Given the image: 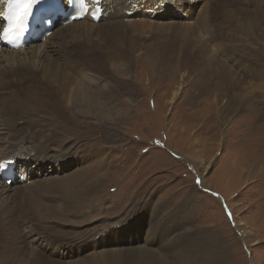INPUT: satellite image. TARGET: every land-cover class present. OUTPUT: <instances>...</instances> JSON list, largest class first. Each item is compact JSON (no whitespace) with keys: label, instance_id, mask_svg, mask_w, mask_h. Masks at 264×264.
I'll return each instance as SVG.
<instances>
[{"label":"rangeland","instance_id":"1","mask_svg":"<svg viewBox=\"0 0 264 264\" xmlns=\"http://www.w3.org/2000/svg\"><path fill=\"white\" fill-rule=\"evenodd\" d=\"M187 2L193 12V16L189 17L191 22L188 15L179 21L165 17L168 22L155 19L161 13L153 14L154 18L151 16V21L159 27L184 28L182 36L177 35L174 29L145 34L141 32L139 23L147 19H141L140 13H136L139 20L130 19L132 15L128 20L124 19V22L132 21L137 25L134 58L126 49L123 52L125 55L117 61L109 59L107 66L102 67L104 70L95 65L100 56L99 50L86 56L80 53L78 60L71 58V62L79 61L85 65V73L91 83L83 84L85 89L82 91L85 93L70 96L67 111H57L56 106H51L53 97L37 94L31 101L30 105L49 111L54 120L58 116L59 120L66 121L69 132L59 134L66 144L78 142L106 149L108 154L103 159H94L89 174L103 176L101 182L108 184L105 190L110 203L93 209L84 220L75 221L70 217L72 221L68 220L69 223L75 225L72 231L71 225L41 220L36 213L37 204L31 197H15L10 200L9 206L26 221L21 229L24 226L28 229L1 234L0 246L10 251L23 238L32 242L43 235L47 238L43 244L45 247L62 253L59 244L70 238L74 244L82 241L86 252L75 256L70 252L63 263L81 261L101 249L89 242L94 237L90 236L91 233H98V237L115 228L110 219L115 216L127 219L133 214L141 218L140 221L145 219L142 223L145 227V247L160 250L170 242L174 233L183 228L181 221L182 218L186 220V216H175L176 208L190 200L191 204L182 208L192 211L195 226L208 232L202 235L208 237L212 234L220 240V256L222 248L225 250L226 247L225 264H264V24L253 25L252 19L254 12L260 13L264 9V0ZM247 6L250 8L247 9ZM251 9L254 11L249 18L246 11ZM240 22H245L244 30L236 27ZM188 26L193 27L197 34L188 32ZM250 28L253 31L249 34L247 31ZM59 30L56 29L54 34ZM242 31L245 36H242ZM200 40L208 48L205 52L200 49ZM56 43L54 37L43 48ZM239 43L242 48L238 47ZM60 56H56L57 62H60ZM151 56L155 63L150 66L148 59ZM229 56L235 58L238 66L231 63ZM87 60L90 62L84 63ZM252 65L256 68L248 71L246 68ZM209 67L214 68L210 78L207 76ZM61 68L64 69L63 62ZM75 78L82 82L81 78ZM225 80L247 86L249 92L242 102L229 105V110L221 108L224 99L217 94L227 91L224 89L227 87ZM97 107L100 113L95 111ZM20 120H24L23 117L19 118L18 125ZM39 126L30 125L26 131L34 133L36 128L40 131ZM255 157L261 165L254 164ZM201 165L207 166V169L203 171ZM227 167L231 168L229 174ZM259 167L263 168L261 175L257 172ZM34 182L29 186L30 181L11 185L1 181L9 188L18 186L29 190L36 187ZM51 199L52 196H45L40 200L49 205L55 204ZM90 203L93 204L90 201L81 209L89 211ZM166 203L170 204L168 210H176L160 214L161 206ZM98 224L101 227H97ZM248 230L250 234H245ZM139 233L141 231L137 232V237ZM163 235H169V238L162 239ZM87 236L91 238L87 239ZM196 238H199L198 241L202 239L199 236ZM128 243L126 241L120 249L127 247ZM177 247L172 243L165 250L174 251Z\"/></svg>","mask_w":264,"mask_h":264},{"label":"bare ground","instance_id":"2","mask_svg":"<svg viewBox=\"0 0 264 264\" xmlns=\"http://www.w3.org/2000/svg\"><path fill=\"white\" fill-rule=\"evenodd\" d=\"M86 1L89 3L88 6L90 7V11H93L96 7L99 8L98 12L100 19L97 24L92 21L90 23L88 20L89 17H86L84 21L75 20L64 27L61 26L57 28L59 25H55V27L60 30L54 34L56 30L54 27L52 34L48 36L42 44L31 45L29 47L30 49L0 50V163L15 159L16 163L19 164L16 166L15 175L20 177L21 181H23L24 177L28 179L25 170L28 174L34 171H36L34 174H37L40 173L41 170L38 168L35 169V166H39V164L43 166V177L37 178L36 176L31 179V182L28 184L30 186V184H33L32 182L34 180V186H36L34 190L19 188L18 186L9 188L0 181V235L4 233L12 234L14 231L21 230L24 232V230L28 229L26 226L21 229V227H23L22 224H27L26 221L24 222V219L18 217L9 206L10 200L15 197H31L37 204V216L43 221H54L57 224L75 226L69 223L72 221L70 217H73L75 212L83 211L84 209L81 208L87 206V203L90 201L95 203L104 200V197L107 195L106 190L108 184L101 182L103 176L98 173L95 175L89 174L91 171L90 165L94 159H103L105 155L108 154L106 149L104 150L100 145L93 148L91 146H86L87 144L82 145L78 142L66 144V142H64L65 140H62L59 134L64 135L63 133L66 134L67 131L69 132L68 124L66 121L59 120L58 116L56 120H54L53 115L49 111H43L38 109L39 107L36 108L34 105H30L31 101H34L35 96L38 94L41 97H53L54 101L50 99L51 106H56L57 111H67L68 102L71 99L70 96L75 93H85L86 91H82L85 89L83 84L91 83L88 82L89 79L85 73V65L81 64L79 61L77 62L78 64L71 62V58L78 60L80 58V53L86 56L89 53L99 50L100 56L96 59L95 65H97L100 70H104L102 67H106L107 63L111 60L117 61L116 59H120V56L124 54L123 52L126 49L131 51L133 58L135 57L133 45L136 37L135 30L137 29V25L132 21L124 22V19L128 20L130 15L135 14L136 16V13H140L141 19L142 17H146L147 20L144 21L142 19L141 21L143 22L139 23L141 32L145 34H151L153 31L162 29H174L177 35L182 36L184 28L179 26L172 27L169 25L159 27L151 21V16L153 17V14H157V12L161 14L174 13L175 16L180 17L190 14L189 9L183 6V1L177 0ZM64 8L66 7L64 6ZM248 8H250V6H247V9ZM261 8L263 9V6H261ZM252 11L254 10L251 9V11H246L247 14L249 13V18H251ZM3 13L4 9L0 10V16H2ZM252 19L253 25L260 26L264 24V9L261 10L260 13H258V11L254 12ZM244 26L245 22H240L236 25L240 30H244ZM187 30L188 32L190 31L197 34L191 26H188ZM198 31H200V27ZM252 31L253 29L250 28L247 32L250 34ZM127 33H129V35ZM241 34L243 36L244 32L242 31ZM54 37L57 39V43L52 44L54 46L47 49L43 48L50 39ZM251 37L252 34L249 35V38ZM200 44V49L203 52L208 50L201 40ZM238 47H240V43ZM86 48L87 50H85ZM199 51L200 50H197L196 52ZM64 53H66L65 56H60ZM56 56L61 57L59 58L60 62L55 60V58H57ZM203 61L206 60L204 59ZM62 62L64 64V69L61 68ZM85 62L88 63L90 61L87 60L84 61V63ZM148 63H150V66L155 63L154 57L148 59ZM224 63L225 62H223V64ZM20 69L22 70L21 73H19ZM209 69L210 70L207 72L209 75L207 76L210 78V76L214 74V68L209 67ZM75 77L81 78L82 82L79 83L77 81L79 79ZM209 81L213 83L212 80L209 79ZM225 84L227 87L224 89L227 91L217 94L224 99L221 103V108L223 110H229V105L242 102L249 92L247 86L244 87L241 84L235 85L233 82H226ZM239 89H244L245 91L242 92ZM37 90L39 91L36 93ZM30 93L33 94L31 95ZM58 94H61V96H58ZM224 102H226V104H224ZM88 105L89 104H86V107L89 108ZM99 109L100 108L97 107L95 111L100 113ZM20 117H23L24 120H20V125H18ZM33 124H39L40 131L37 130V128L34 133L26 131V128ZM19 126L20 128L18 129ZM23 149H25V153L31 157L27 162V164L31 166H26L27 169H25V165L20 159H16ZM101 155L104 156L101 157ZM254 160L256 161L254 163L256 166L259 164L261 165L257 157H255ZM201 164H203V161H201ZM201 168L205 171L207 166L201 165ZM262 169L260 168V170H257L260 175ZM226 172L227 174L231 173V168L227 167ZM46 176L48 177L46 178ZM45 196H52V199L56 203L49 205L50 203L48 202H42L40 199ZM19 199L21 200V198ZM22 202L24 203L23 200ZM167 203L161 206L159 210L160 214H167L178 209L175 216L181 218V215H185L186 220L182 218L183 222L181 221V224L183 223V228L173 234L172 239L169 240L170 242L168 241L169 243L163 249L155 250L145 247V227L142 224L145 219L141 221V218L130 220L128 217V219L121 222L123 225L125 224L121 229L114 230L110 234H104L103 232L99 237L91 236L93 237L92 239H89L91 237H87L91 243H93L96 238L105 237L99 242V248L101 249L81 261L77 260L75 262L74 260L67 264H225L227 261L226 247L225 250L221 247L223 254L220 256L218 254L220 253V249L218 248V246H220V240H217L212 234H209L208 237L202 235L207 231L200 230L195 226L194 219L191 216L192 211L182 208L183 206L187 207L190 205V200L186 201L182 207L169 210L168 207H170V204L168 205ZM37 228L39 227L37 226ZM147 230H149V228ZM138 231H141V233H139L137 237ZM248 233L250 234L249 230L245 232V234ZM121 234L124 240L127 239L129 242L127 247H121L122 249H120V247H114L109 240L117 241V239L121 237ZM195 236L202 237V239L198 241L199 238L194 239ZM168 238L169 235H163L162 237V239ZM189 238L190 240H188ZM45 241H42V243L40 240L27 242L23 238L16 245L13 244L15 247L10 251H8L7 247L0 246V264H66L63 263L65 259L62 253L56 252L55 248L45 247L43 245ZM154 241H156V239ZM36 243L38 245H36ZM172 243L178 247L175 250L173 249L174 251L165 250V248Z\"/></svg>","mask_w":264,"mask_h":264},{"label":"snow or ice","instance_id":"3","mask_svg":"<svg viewBox=\"0 0 264 264\" xmlns=\"http://www.w3.org/2000/svg\"><path fill=\"white\" fill-rule=\"evenodd\" d=\"M41 2L54 11L59 10L62 6L61 0H12V12L9 17V23L8 26L0 32V40H10L12 37L26 30L28 16L32 12L33 5ZM79 3L83 6L84 0H79ZM81 10H83L82 7ZM3 167L4 165H0V168ZM199 183L200 181L197 180V184Z\"/></svg>","mask_w":264,"mask_h":264}]
</instances>
